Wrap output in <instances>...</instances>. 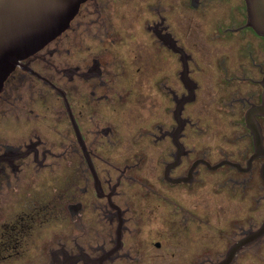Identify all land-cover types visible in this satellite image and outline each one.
I'll return each mask as SVG.
<instances>
[{
	"label": "flooded vegetation",
	"instance_id": "af4514ba",
	"mask_svg": "<svg viewBox=\"0 0 264 264\" xmlns=\"http://www.w3.org/2000/svg\"><path fill=\"white\" fill-rule=\"evenodd\" d=\"M246 0H85L0 91V264H264V35ZM239 245V248L238 246Z\"/></svg>",
	"mask_w": 264,
	"mask_h": 264
},
{
	"label": "water",
	"instance_id": "95a60500",
	"mask_svg": "<svg viewBox=\"0 0 264 264\" xmlns=\"http://www.w3.org/2000/svg\"><path fill=\"white\" fill-rule=\"evenodd\" d=\"M85 0H0V91L20 59L65 30ZM247 22L264 35V0H246ZM239 248V245H237ZM236 246L218 264H230Z\"/></svg>",
	"mask_w": 264,
	"mask_h": 264
}]
</instances>
